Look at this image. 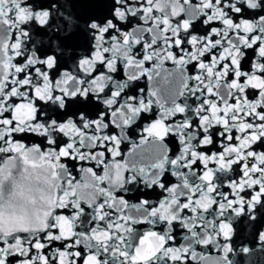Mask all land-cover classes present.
Masks as SVG:
<instances>
[{"label": "snow or ice", "instance_id": "6c2138e0", "mask_svg": "<svg viewBox=\"0 0 264 264\" xmlns=\"http://www.w3.org/2000/svg\"><path fill=\"white\" fill-rule=\"evenodd\" d=\"M246 233L264 0H0V264H238Z\"/></svg>", "mask_w": 264, "mask_h": 264}, {"label": "water", "instance_id": "95a60500", "mask_svg": "<svg viewBox=\"0 0 264 264\" xmlns=\"http://www.w3.org/2000/svg\"><path fill=\"white\" fill-rule=\"evenodd\" d=\"M249 233L252 231L248 230ZM238 242H234V247L239 248L240 245L248 246L251 250L249 253L244 254L241 252H235L230 254V258L237 261L238 264H264V250H262L261 244L257 239H253L248 233L244 238H237Z\"/></svg>", "mask_w": 264, "mask_h": 264}]
</instances>
